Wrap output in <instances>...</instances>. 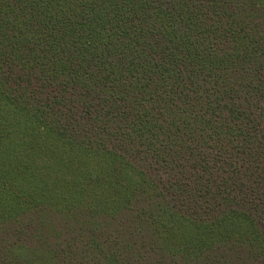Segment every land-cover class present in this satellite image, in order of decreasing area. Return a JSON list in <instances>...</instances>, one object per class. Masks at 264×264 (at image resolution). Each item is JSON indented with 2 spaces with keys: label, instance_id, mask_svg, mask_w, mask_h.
I'll list each match as a JSON object with an SVG mask.
<instances>
[{
  "label": "trees",
  "instance_id": "16d2710c",
  "mask_svg": "<svg viewBox=\"0 0 264 264\" xmlns=\"http://www.w3.org/2000/svg\"><path fill=\"white\" fill-rule=\"evenodd\" d=\"M0 264H264V0H0Z\"/></svg>",
  "mask_w": 264,
  "mask_h": 264
}]
</instances>
